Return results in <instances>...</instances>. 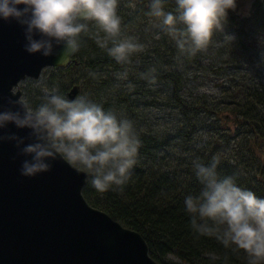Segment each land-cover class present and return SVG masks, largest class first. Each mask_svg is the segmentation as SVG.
<instances>
[{"label": "trees", "instance_id": "trees-1", "mask_svg": "<svg viewBox=\"0 0 264 264\" xmlns=\"http://www.w3.org/2000/svg\"><path fill=\"white\" fill-rule=\"evenodd\" d=\"M241 1L229 11L222 30L214 31L207 48L185 58L199 70L205 66L203 52L217 48L220 61L207 69L232 66L238 71L223 78L216 92L189 85L167 33L157 40L143 29L153 26L147 15L149 0L118 2L117 14L121 21L127 18L132 30L123 31L122 21V35L135 34L144 41L129 63L118 64L91 34H82V47L69 67L50 69V86L62 81L66 98L72 99L71 86L78 84L81 95L133 121L141 147L130 180L122 190L113 186L101 193L91 186L87 171L83 194L90 204L144 235L160 264H249L243 249L196 233L184 203L203 187L193 162L207 165L214 157L221 177L232 176L237 186L264 197V0H250L248 9ZM175 7V0H166V11ZM238 51L251 53L249 65L242 66ZM152 68L155 83L142 78ZM69 72L75 76L66 79ZM122 73L127 76L119 79ZM23 98L33 108L42 102L30 100L25 91Z\"/></svg>", "mask_w": 264, "mask_h": 264}, {"label": "clouds", "instance_id": "clouds-1", "mask_svg": "<svg viewBox=\"0 0 264 264\" xmlns=\"http://www.w3.org/2000/svg\"><path fill=\"white\" fill-rule=\"evenodd\" d=\"M119 0H0V20L15 21L23 28L24 50L47 57L60 47L58 65L70 61L91 34L97 45L118 64H126L143 45L121 31ZM166 0H149L147 15L174 41L181 55L194 56L209 45L214 31L222 30L237 0H175V10H165ZM134 7V5H130ZM94 29V30H93ZM101 33L103 35H101ZM233 39L232 36L228 37ZM156 70L142 74L155 83ZM127 73L118 74L119 79ZM132 87V85H129ZM10 107L0 111V142H14L21 162L20 175L33 177L51 170L57 157L86 169L98 192L113 186L121 189L132 176L141 141L133 121L93 102L87 95L74 99L53 92L35 108L8 98ZM29 129L27 137L4 133L9 125ZM26 140L30 141L26 143ZM15 159V157H14ZM219 160L193 162L203 186L184 203L191 214L192 229L202 236H215L225 247L243 249L249 264L264 262V197L237 186L232 176L217 172Z\"/></svg>", "mask_w": 264, "mask_h": 264}, {"label": "water", "instance_id": "water-1", "mask_svg": "<svg viewBox=\"0 0 264 264\" xmlns=\"http://www.w3.org/2000/svg\"><path fill=\"white\" fill-rule=\"evenodd\" d=\"M24 43L19 24L0 20V111L10 107L8 98L27 103L22 80L37 79L48 66L67 68L75 57L58 65L60 47L45 57L29 54ZM71 87L74 99L80 87ZM29 131L11 124L3 130L21 137ZM17 153L14 142H0V264H160L144 235L90 204L87 170L57 157L51 170L24 177L26 157Z\"/></svg>", "mask_w": 264, "mask_h": 264}, {"label": "rangeland", "instance_id": "rangeland-1", "mask_svg": "<svg viewBox=\"0 0 264 264\" xmlns=\"http://www.w3.org/2000/svg\"><path fill=\"white\" fill-rule=\"evenodd\" d=\"M119 3H122V0H119ZM133 3V2H132ZM242 8L248 9L250 7V0H242ZM134 4V3H133ZM122 8V4L120 5ZM153 18V17H151ZM123 21V26L122 30L125 31L126 33H130L131 27L128 24L127 18L124 16L122 17ZM160 21L157 20L156 18H153V26L151 29H148V25H144L143 29L147 32V34H151L153 38H156L157 40H161L165 36V31L162 30L160 27ZM150 31V32H149ZM149 32V33H148ZM134 34V33H133ZM136 41L140 44L144 43V41L141 40V38L137 35H135ZM217 38V42L220 40V37L218 35H215ZM215 43L216 45H219V43ZM217 48H214L210 53L208 54L207 51L203 52L204 61H205V66L202 68H199V70H196L193 66L190 65V63L185 60L187 55H181L178 54L177 60L180 65V69L186 71L187 78L189 81V85H199L200 89L205 92H216L222 82L223 78H226L228 76H232L235 74H239L238 71L231 67H214L208 70V66H210L211 63L219 62L220 59H218L217 54H216ZM238 55L241 58V64L242 66H246L247 64L249 65L252 56L251 53H242V51H238ZM50 67H47L39 77L36 78H31L27 77L25 80H22L20 83L21 89L25 92L28 93L29 99L34 100L35 99H40L41 101L43 100L44 96L53 92L59 93L61 95H64L65 91V86L62 81L59 80V82H55L52 86H50V83L52 80L50 77ZM182 70V71H183ZM242 70V69H241ZM240 70V71H241ZM79 73L76 72V76ZM69 76H75L73 72L66 73L64 77L66 79H69ZM81 95V92L80 94ZM33 107V106H31Z\"/></svg>", "mask_w": 264, "mask_h": 264}]
</instances>
